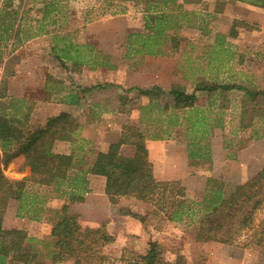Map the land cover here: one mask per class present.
I'll use <instances>...</instances> for the list:
<instances>
[{"label":"trees","instance_id":"16d2710c","mask_svg":"<svg viewBox=\"0 0 264 264\" xmlns=\"http://www.w3.org/2000/svg\"><path fill=\"white\" fill-rule=\"evenodd\" d=\"M70 0H39L41 7L34 10L40 17L29 15L32 7L19 14L14 0H0V56L3 48L10 40L17 45L29 42L39 35H47L50 50L61 64L70 63L72 67L90 65L95 67L107 63L106 56L98 60L97 52L92 55L90 45L87 50L73 43L67 32L54 31L50 25L58 21L52 17L59 13ZM108 5L115 7L113 13H124L125 5L132 2L141 12L143 30L131 31L126 36V57L136 55L168 56L171 47V36L182 27L199 28L204 33L210 32L205 17L196 11L184 7L187 3H199L201 0H107ZM116 3L112 5V2ZM253 6L264 8V0H239ZM196 19V20H195ZM197 21L203 22L198 25ZM35 23V25L33 24ZM220 39H217L218 37ZM224 36V35H223ZM222 35H216L220 42ZM213 48V47H212ZM222 48L221 51H225ZM74 67V68H76ZM106 83L89 87H76V93L70 98V104H81V94L93 89H101ZM180 83H172L165 89L159 85L135 88L140 95L147 97V102L140 106L138 125L122 124L117 144H131L134 154L131 158H123L111 148L102 151L90 140L80 136L81 124L69 112H60L47 117L43 124H31L27 117L31 111L28 102L23 98L7 95V78L2 75L0 80V264H36L46 250L50 263L56 264L67 258H84L92 264L90 255L85 254L93 244L102 241L99 246L113 241L103 227L82 228L76 217L68 214L71 202H82L89 189V174L105 177L104 192L111 203H117L120 197H133L139 201L153 204L157 210H166L167 203L175 197H183L171 207L170 220L173 222L193 223L196 226L195 241H214L223 244L235 243L242 232L254 224L257 210L264 205V166L249 180L238 184H227L222 177H208L203 194L199 200L187 199L183 196V187H172L178 182L156 180L152 164L148 159L146 140H163L174 138L173 130L182 128L186 139L187 158L189 164L195 161H210L211 149L207 142L210 129L223 128L221 113H215L213 103L206 109L196 106L197 93H224L231 89L244 92V101L239 113L238 128L250 130V138L264 139V123H254V115L250 114L249 104L264 105V88L250 87L229 82H205L197 78L190 87ZM168 96L171 103H160V98ZM254 108V107H253ZM219 109V107H218ZM217 109V110H218ZM252 110V109H251ZM254 111V109H253ZM216 115H212V113ZM66 119L68 129L61 133L59 139L69 141L72 145L70 153H55L52 144L44 147L48 156L43 165L45 183L35 179L23 178L25 185L16 197V217L32 221L45 219L51 223L50 240L38 239L28 235L24 229H6L2 220L7 209L11 193V185L5 176V169L10 162L25 153L37 138L48 131L58 120ZM144 126V127H143ZM228 144H223L226 149ZM50 199L64 200L59 208L47 206ZM264 236V217L258 224ZM90 236V237H89ZM91 241L87 244L86 241ZM36 243L41 245L36 247ZM91 244V245H90ZM146 254L132 258L130 264H185L182 257L177 256L173 263L158 257V244L150 242ZM85 254V255H83ZM82 255L84 257H82ZM102 257L101 259H103Z\"/></svg>","mask_w":264,"mask_h":264},{"label":"rangeland","instance_id":"374dc122","mask_svg":"<svg viewBox=\"0 0 264 264\" xmlns=\"http://www.w3.org/2000/svg\"><path fill=\"white\" fill-rule=\"evenodd\" d=\"M178 1L181 2L182 0ZM14 3L19 7V14H23L24 9L27 7H32L29 15L36 17L41 16L39 12L34 10L36 7H41L42 4L39 0H14ZM115 3L116 2L113 1L112 5ZM108 4L109 2L107 0H70L64 4V7L59 13L52 16L57 17L58 21L54 25H50V29L63 33L67 32L72 38L73 43L78 44L82 51L87 50V46L90 45L93 52H87V55H94L97 52L98 60L101 61V58L106 56L107 63L114 65V67L109 68V66L106 67L105 64L90 67L88 64L81 65L80 67L74 66L76 67L74 68L69 62L66 63V65H61L57 60L55 61V65L48 66V71H50L49 75L51 77L62 80V82H65L64 79L68 78V87L72 85L74 90H76L77 86L89 87L96 84H107L104 88L105 93H107L105 95H108L105 96V101L98 102L93 100L97 97H103L102 94H100V96L91 94V100L89 102L90 105L94 103H103V105H105V109H100V119L102 121L101 133H106L108 136L106 138L107 141L110 140L113 142L116 140V134L119 135L122 124H131V122H135L136 119H139L140 114L138 113L137 115V111H130L129 113V104L132 106L135 105L136 109H139L141 105L147 102V98L140 95L136 89H132V91L130 89L132 94L127 92L125 94L123 93L124 96L121 97L122 106L119 107V96H115L114 93L119 90V83L123 81L120 77H123L124 74L129 75L130 71L133 75L136 74L137 77H144L143 69L145 67L149 68L150 71L157 63H160L162 67L164 66L168 69L172 68L173 71L170 78L172 83H180L188 87V90L191 91L190 87L197 78L203 79L208 83L231 81L229 75L234 71L237 73L241 72L243 63H246L244 67L247 69L248 76H252V79L242 80L240 78L238 81L248 84L250 87L257 88L264 86V77H260L259 79L257 76L261 73L264 74V63L258 61L259 53H261V56L264 58V44L261 47L250 43L246 46L240 45V42H258L264 39V23L259 22L260 17L258 15L249 13V15L245 16L243 19L233 18L232 21L225 22L224 19H222V15L219 16L214 12L209 2L201 0L199 3H187L184 5L186 9L194 10L197 15L205 17V22H207V27L210 29V32L204 33L199 28L182 27L177 30L169 40V45L171 47V50H169L171 52L170 55L160 59L162 62H157L158 58H150L145 62V59L141 55L132 56L130 58L125 56L127 52L126 36L128 32L143 30L141 12L132 2H126L120 4L125 5V12L114 14L113 11L115 7ZM93 22H95V25L93 29L89 31V34H87V24ZM33 24L35 25V23ZM197 24L202 25L203 22L197 21ZM187 28H190V30L185 32ZM225 28L226 30H224ZM218 29L222 31H218ZM218 34L224 35L222 41H236L237 44L235 42L232 43L240 46L226 48L225 51H221V49L224 48L223 46H213V44L219 43V40H215ZM217 39L220 38L218 37ZM47 53L55 59L51 53L50 41L47 35H39L22 45H17L14 40H10L7 46L3 48L0 56L2 75L8 78L11 74H14L13 68L20 57H36V55L41 57L47 55ZM120 64L126 68V70L125 68L122 70L121 74L120 72H115L117 65ZM69 78H73L72 83L69 82ZM139 80L140 79L137 78L133 81L138 83L140 82ZM237 95L236 92L230 91L222 94L218 92L212 93L210 96L206 93L199 94L196 100L199 108L206 109V107H209V104L213 103L214 112H220L224 122L223 128L210 129L207 139L204 140V142L208 141L210 149L211 144L214 142L219 144L227 143V154L236 153L243 146L245 141L248 140L250 130L238 128L240 106L241 104L246 103L247 105L248 103L246 100L244 101V95L242 97H237ZM171 100V97L163 96L160 98V103L163 105L167 102L170 103ZM248 108L250 109V114H253L255 117L254 123L258 125L264 123V105L253 106V104H249ZM83 112V107H79L75 108L70 114L76 119V122L80 124V119L83 118ZM214 112L212 115H216ZM50 114V110L40 113L30 112L27 121L34 125L43 124ZM79 133L81 136L82 131L80 130ZM173 135L174 138L163 140L175 141L183 145L187 152L186 139L182 133V128L173 130ZM230 142L234 144L231 143L229 146ZM199 164L204 173L209 172V168L211 167L208 166L207 161H201ZM206 175L207 174H203V176ZM6 178L8 179V177ZM179 184V182L178 185H174L173 183L172 187L176 188L175 186H179ZM183 189L184 191L182 194L187 199L199 200L203 194V191L192 193L187 190V188L183 187ZM121 199L130 200V202H125L119 206L116 210V212H118L117 215L140 220L142 224L145 223L146 228V225H148L147 223L151 226L155 223L161 224L162 226L165 225L166 221L170 220L171 207L178 200L183 199V197L170 199L167 203L166 210H157L153 204L139 201L133 197H120L119 201L113 204H119ZM263 217L264 205L255 213L252 227L242 232L238 240L233 243H237L239 246L253 251L255 253V258H252L251 261H263L262 264H264V236L260 233L258 224ZM110 226V229H107L106 225H104L103 228L113 237V241L99 246L100 243H102V241L99 240L96 245L93 244L88 248L87 252H85V254L90 255L89 261H91L92 264H130L135 255L138 253L146 254L148 252L151 241H156L158 244V257L169 263H173L177 256H180L185 264H206L208 261L210 264H218L220 255L224 256L223 253L220 252L219 246L214 247L215 244H211L213 245L210 248L211 252L207 251L205 242H200V246L191 244L192 237H194L196 231V226L193 223L188 224L179 222V226L176 228L177 230L172 231V234H166L160 238H157V236L154 237V234H151L148 239L144 238L142 242L139 241V235L135 233L131 234L130 232L122 234L119 238L117 236L118 234L115 233L117 227L115 225ZM80 227L82 231L88 228L81 225ZM50 230V224L36 223L35 226L31 227L29 231L30 234L28 235L38 239L50 240ZM90 241L91 240L88 239L86 243L88 244ZM36 247L41 248V245L36 243ZM212 252L213 254H211ZM42 253L40 261L36 262V264H51L50 257L47 255L46 250L42 249ZM83 255L82 257H84ZM102 257L104 258L101 259ZM56 264H88V262L84 260V258L77 259L71 257Z\"/></svg>","mask_w":264,"mask_h":264},{"label":"crops","instance_id":"0c3cea01","mask_svg":"<svg viewBox=\"0 0 264 264\" xmlns=\"http://www.w3.org/2000/svg\"><path fill=\"white\" fill-rule=\"evenodd\" d=\"M202 1L209 2L214 12L219 16L222 15V19H224L225 22L232 21L233 18L243 19L250 13L258 15L260 17L259 22L264 23V8L253 6L239 0ZM94 25L95 22L87 24V34L93 29ZM188 30H190V28H187L185 32ZM224 30H226V28ZM218 31L222 30L218 29ZM218 42L219 43L216 42L217 44H213V46L235 48L240 45L246 46L250 43L261 47L264 44V39L258 42H240V45H234L232 43H236V41ZM143 58L145 62L150 58H158L157 62H162L160 59H163L164 56L145 55ZM55 61L56 59L48 53L41 57L37 55L36 57H20L13 68L14 74H11L7 78V95L26 100L31 107L30 112L40 113L50 110L51 114L49 117L60 112H73L75 108L83 107V118L80 119L81 137L90 140L95 148L99 150L106 151L113 148L119 156L131 158L134 154V147L131 144L118 145V134H116L117 137L115 141H107L106 138L108 136L106 133H101L102 121L100 119V109H105V105H103V103L89 104L91 94H97L99 96L102 94L103 97H97L93 100L104 102L105 96H108L105 95L107 94L105 93V89H93L81 95L79 93V96H81V104H70V98L76 93V90L73 89L72 85L68 87V78H63L65 82H62V80L55 79V77L49 75L50 71H48V66L55 65ZM258 61L264 63V58L261 56V53H259ZM245 64L246 63H243L241 72L237 73L234 71L231 73V75H229L231 81L226 82L249 86L248 84L238 81L240 78L242 80L252 79V76H248L247 69L244 67ZM124 68L125 67L121 64L117 65L115 72H120L121 74ZM172 71V68L168 69L167 67L160 66V63H157L150 71L147 67L143 69L144 77H137V75H133L131 71L129 75L124 74L123 77L121 76L120 78H122L123 81L119 83V90L114 93L115 96H119V107L122 106L121 97L124 96L123 93L125 94L127 92L132 94L131 91L135 89V87L144 88L156 84L165 89L169 88L172 84L170 80ZM257 76L260 79V77H264V74L261 73ZM137 78L140 79L138 83L133 81ZM72 79L73 78H69L70 83H72ZM258 88L263 89L264 86ZM229 91L236 92L238 94L237 97H242L244 95V92L238 89H231ZM202 93L205 92L197 93V98L199 94ZM196 106H198L197 101ZM128 109L129 113L130 111H137V115L140 113V108L136 109L135 105L132 106L129 104ZM138 120L139 119L135 120L136 125ZM135 122H131V124H135ZM66 131V119L58 120L48 131L42 133L37 138L29 150L14 158L5 169L4 173L6 177H8L7 180L11 185V193L2 220L3 228L24 229L30 234L29 231L31 227L35 226L36 223H47L50 224L51 227V223L47 222L45 219L41 221H32L26 218L16 217V197L25 185V180H23L25 177L35 179L41 184L45 183L43 165L48 159L44 151L46 145L52 144V151L55 153H70L72 148L71 143L59 139L61 133H65ZM145 143L148 150V159L152 164L155 179L179 182L181 186L187 188V190L192 193L203 191L208 177H222L227 184H238L249 180L264 166V139H252L250 135L248 136V140L245 141L243 146L236 153L227 154V148L225 150L223 144L216 142L212 143L211 160L207 161L208 166L211 167L208 173L202 171L199 164L200 162L195 161L193 164H189L185 147L175 141L147 139ZM231 143L232 142L229 143V146ZM203 174L207 175L203 176ZM87 179L89 181L90 190L85 193L84 200L82 202H71L68 206V214L72 217L75 216L79 225L91 228H99L106 225L107 229H110V225H115L117 227L115 233L118 234L117 236L119 238L122 234L130 232L131 234L135 233L139 235V241L141 242L144 238L148 239L151 234H154V237L157 236V238H160L166 234H172V231L177 230L176 228L179 226V222L168 220L163 226L156 223L151 226L147 223L148 225H146L147 227L145 228V223L142 224L140 220L117 215V208L125 202L129 203L130 200L121 199L119 204H113L109 202L104 192V176L89 174ZM63 202L64 200L61 199H50L47 202V206L59 208ZM199 243L200 242L195 241L194 237H192L191 244L200 246ZM211 244H215L214 247L219 246L220 252L224 255H220V259L218 258L220 262L218 260V264H262L263 262L251 261L252 258H255V253L245 247L239 246L237 243L223 244L208 241L205 242V247L209 252H211L210 248L213 246ZM211 254H213V252ZM206 264H210V262L208 261Z\"/></svg>","mask_w":264,"mask_h":264},{"label":"built area","instance_id":"2783aa9c","mask_svg":"<svg viewBox=\"0 0 264 264\" xmlns=\"http://www.w3.org/2000/svg\"><path fill=\"white\" fill-rule=\"evenodd\" d=\"M1 77H2V68L0 66V80H1Z\"/></svg>","mask_w":264,"mask_h":264}]
</instances>
